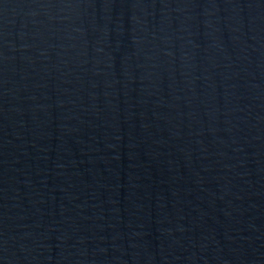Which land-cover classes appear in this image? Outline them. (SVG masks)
Returning a JSON list of instances; mask_svg holds the SVG:
<instances>
[{
	"label": "water",
	"instance_id": "obj_1",
	"mask_svg": "<svg viewBox=\"0 0 264 264\" xmlns=\"http://www.w3.org/2000/svg\"><path fill=\"white\" fill-rule=\"evenodd\" d=\"M0 264H264V0H0Z\"/></svg>",
	"mask_w": 264,
	"mask_h": 264
}]
</instances>
